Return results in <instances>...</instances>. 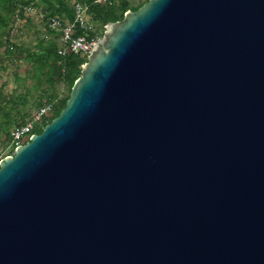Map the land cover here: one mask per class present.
<instances>
[{"label": "water", "instance_id": "obj_1", "mask_svg": "<svg viewBox=\"0 0 264 264\" xmlns=\"http://www.w3.org/2000/svg\"><path fill=\"white\" fill-rule=\"evenodd\" d=\"M0 264H264V0L108 24L0 161Z\"/></svg>", "mask_w": 264, "mask_h": 264}, {"label": "rangeland", "instance_id": "obj_2", "mask_svg": "<svg viewBox=\"0 0 264 264\" xmlns=\"http://www.w3.org/2000/svg\"><path fill=\"white\" fill-rule=\"evenodd\" d=\"M68 1L72 7L77 3L76 0ZM128 2L130 8L136 9L148 0H128ZM35 8L25 18H19L20 23L17 25L11 18L8 28L10 38H0V124H2L0 127V161L10 156L12 152L14 155L16 148L11 146L9 138L1 130L5 123L8 122L12 130L17 124L26 122L41 108L40 105H44L51 98V102L55 103V110L50 115L53 118L70 96V85L63 79L58 80L54 86L46 80L39 82L34 72V64L27 58L29 53L37 51L40 40L55 39L46 21L42 19L44 9ZM0 12L7 17L9 15L6 9H0ZM90 24L93 26L92 33H97L101 39L105 27L92 20ZM12 97H21L22 102L16 98L13 105L6 103L5 99ZM6 113H10L8 117Z\"/></svg>", "mask_w": 264, "mask_h": 264}, {"label": "trees", "instance_id": "obj_3", "mask_svg": "<svg viewBox=\"0 0 264 264\" xmlns=\"http://www.w3.org/2000/svg\"><path fill=\"white\" fill-rule=\"evenodd\" d=\"M76 1L77 3L88 5L91 20L95 23H99L102 27H105L110 23L121 21L128 11H137L144 5L132 9L130 8L128 0H107L104 3H98V0ZM34 6L36 8H41L42 10L44 9L43 14L46 19L53 17L68 19L70 21L74 19V7L70 5L68 0H0V9H6L9 13L7 17L0 12V38H10L8 28L11 18H13L14 21L16 20V17L22 19L25 18L26 8L33 9L35 8ZM49 31L55 36V39L40 40L37 45V51L29 53L27 58L34 64V72L39 82L46 80L51 86H54L58 80L63 79L69 83L71 94L72 87L82 75V67L87 63L88 56L82 57L77 54H70L65 57L61 56L59 54V35L51 29H49ZM92 36L98 35L97 33H93ZM16 98L18 101L22 102V100H20L22 99L21 97L6 98L5 100L6 103L8 102L13 105L16 102ZM49 100L50 101L48 102H51L52 98ZM68 100H66L62 108L57 111L56 116H53V118L49 120L50 123L60 115ZM42 106L43 105H40V107ZM6 114V117H8L10 113ZM18 125L20 124H17L15 127ZM1 126L2 124H0V127ZM1 130L11 142L12 130H10V124L8 122L5 123ZM41 132H43L42 129H36L37 134H41Z\"/></svg>", "mask_w": 264, "mask_h": 264}, {"label": "built area", "instance_id": "obj_4", "mask_svg": "<svg viewBox=\"0 0 264 264\" xmlns=\"http://www.w3.org/2000/svg\"><path fill=\"white\" fill-rule=\"evenodd\" d=\"M107 0H98V3H104ZM74 19H60L53 17L46 19L42 15V19L46 21L47 27L55 31L59 35V54L63 57L70 54L81 55L87 57L92 50V47L100 39L99 36H92L91 20L89 16V6L85 4L76 3L74 5ZM32 8H26V16L32 13ZM15 24L20 23L19 18L16 17ZM107 26H105L106 29ZM55 110V103L46 102L36 113H34L26 122L21 123L12 130L11 146L18 147L30 141L31 137L36 133V129H42L50 124V116ZM15 148V151H16Z\"/></svg>", "mask_w": 264, "mask_h": 264}]
</instances>
